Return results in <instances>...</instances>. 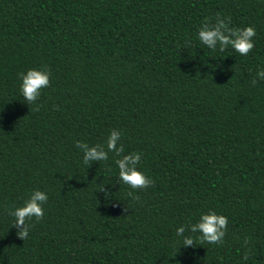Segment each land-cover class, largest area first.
Segmentation results:
<instances>
[{"label":"trees","instance_id":"16d2710c","mask_svg":"<svg viewBox=\"0 0 264 264\" xmlns=\"http://www.w3.org/2000/svg\"><path fill=\"white\" fill-rule=\"evenodd\" d=\"M217 13L255 28L247 56L199 41ZM44 67L35 111L18 74ZM262 69L264 0H0V264H264ZM113 129L152 186L124 184L112 152L83 163L75 142L107 150ZM34 190L22 241L8 213ZM208 211L222 245L189 230Z\"/></svg>","mask_w":264,"mask_h":264},{"label":"clouds","instance_id":"9594fccd","mask_svg":"<svg viewBox=\"0 0 264 264\" xmlns=\"http://www.w3.org/2000/svg\"><path fill=\"white\" fill-rule=\"evenodd\" d=\"M231 18L221 17L219 13L215 18H205L198 31L199 41L207 48L215 51L219 48L224 51L229 45L239 53L241 56H247L254 48L253 37L256 35L255 28L247 26L244 28L230 27ZM50 71L47 67L41 69H29L24 73H19L20 92L27 104H35L33 109L39 111V105L36 104L41 95V91L50 86ZM257 77L264 79V69L257 72ZM253 85L256 83L254 79ZM121 133L118 130H111L106 141V148L102 145L90 146L85 142L77 140L76 147L83 153V163L88 167L93 162L107 161L108 153H114L118 159L115 163L118 168L119 179L129 188L133 190H143L153 185L154 181L147 177L143 172L139 171L137 166L141 162V154L132 152L124 153V147L120 144ZM104 194H109L105 188L100 190ZM128 196L135 200L139 197L135 196L133 192H128ZM48 196L45 192L34 190L29 199H27L22 206L16 207L9 211V215L14 217L12 227L17 229L16 235L22 241L27 239L29 231L35 226V223L41 221L44 217L43 205L47 202ZM127 211V209H126ZM228 218L224 215L217 214L213 211H208L201 214L197 223L189 226L192 233H200L198 239L201 243L207 242L213 245H222L227 231ZM185 227L181 226L176 229V235L183 237L184 247H195L194 239L191 236H184ZM245 245L248 241H244ZM243 259H248L246 252Z\"/></svg>","mask_w":264,"mask_h":264}]
</instances>
